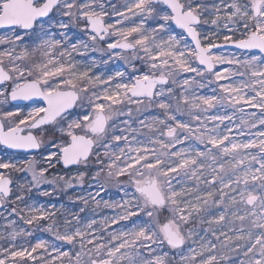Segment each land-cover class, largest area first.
Returning <instances> with one entry per match:
<instances>
[{
	"label": "snow or ice",
	"instance_id": "6c2138e0",
	"mask_svg": "<svg viewBox=\"0 0 264 264\" xmlns=\"http://www.w3.org/2000/svg\"><path fill=\"white\" fill-rule=\"evenodd\" d=\"M212 8L211 25L216 31L205 35L200 29L208 23L204 18L208 6L203 0H125L123 11L113 6L112 13L101 0H0V30L5 33L0 35V45H8L0 50V85L7 86L10 82L11 86L10 93L5 88L0 90V96H10L13 101L40 98L44 102V106L32 108L19 120L14 119L21 115L19 109L0 114V145L24 151L39 149L44 141L33 130L46 133L45 126H51L60 136L58 142L51 141L56 151L49 152L45 158L49 167L53 158L65 167L87 166L93 155L97 163H103L102 157L106 158L107 176H126L134 189L126 193L130 199L120 204L105 201L106 207L122 209V215L112 218L110 223L117 224L140 214L147 217L129 230L109 233L107 243H97L103 237L89 231H95L96 220H91L83 230L77 227L73 231L71 221L66 219L67 230L53 235L69 245L80 244L75 264H81L82 255L89 257L90 264H176V255L180 256V264H220L228 257L219 252L217 243L199 237L193 228L187 227L194 218L204 223L203 217L211 215L209 209L213 205L222 207L223 211L207 220L210 226L233 221H239L242 226L236 229L237 236L225 232L217 235L211 227L205 231H211L221 249L242 250L246 259L241 264H264V131L245 132L258 125L264 127V0H221ZM112 15L118 19L111 21ZM57 16L68 17L74 26L82 25L81 30L88 34L92 44L77 41L68 45L65 32L60 33L63 40L57 39L52 29L69 27ZM133 18L139 22L125 26ZM149 20L153 27H145ZM221 21L228 33L223 35L224 44L240 50L243 59L215 51L223 46L218 43ZM102 42L117 58L126 63L140 61L145 70L127 82L115 80L118 77L123 81L122 71L103 79L91 75L90 69L80 70L73 53ZM129 52L131 59L122 54ZM223 65L229 67L218 69ZM180 73L193 75L179 81ZM170 83L181 89L178 95ZM213 83L218 86V93L215 88L208 95L189 91L193 86L204 88ZM249 91L254 95H249ZM85 98L90 111L72 118L71 110L82 107ZM126 104L135 105L138 114L154 107L161 110L163 118L138 117L140 128L150 133L147 139L135 135L140 128L131 127L129 119L120 121L124 127L116 123L120 116H132L131 108L125 112ZM224 105L234 109L233 115H208L212 109ZM242 105L258 109L260 115L245 114ZM236 112L241 114L237 134L254 138L234 139L231 127L220 131V126L232 121ZM174 113L187 115L190 120L181 121ZM189 139L203 145V149L177 148ZM121 141L124 147H119ZM0 170H4L0 171V205L13 194L12 172L29 173L31 187L53 182L46 181L48 169H38L34 159L19 163L0 161ZM206 171L210 179L205 176ZM84 175L80 172L75 179L82 181ZM177 177L194 179L196 186L186 187ZM217 183L219 189L215 187ZM65 184L70 187L71 180ZM201 184L206 186L203 192ZM18 187L23 190L25 185ZM23 199V195H16V200ZM241 205L245 206L243 215L232 211L229 216L232 208ZM28 208L31 215L21 216L26 224L52 219L55 215L43 207L29 205ZM73 219L79 222L78 216ZM246 221L247 229L243 227ZM100 223L107 228L109 218ZM54 227L55 222L47 230L52 232ZM25 234L31 235L24 229L13 231L11 239L15 241L17 236ZM234 240L245 243L232 248ZM189 242L197 244L198 249ZM12 247L14 250L3 249L0 264H28V261L64 264V258L73 264L70 253L60 251L55 245L51 247L56 257L46 259L39 255V250L47 253L50 247L45 240H38L30 248Z\"/></svg>",
	"mask_w": 264,
	"mask_h": 264
},
{
	"label": "rangeland",
	"instance_id": "374dc122",
	"mask_svg": "<svg viewBox=\"0 0 264 264\" xmlns=\"http://www.w3.org/2000/svg\"><path fill=\"white\" fill-rule=\"evenodd\" d=\"M80 2H84V0H80ZM101 2L104 3L105 9L112 13L113 6L116 7V9L123 11V5L125 3V0H101ZM203 2L208 6V10L204 15V18L208 20L207 24H202L200 26V29L203 34L207 35L210 31H216V28L211 25V20L214 16V9L212 8L213 4H220L221 0H203ZM54 16H56L55 13H53ZM57 19H62L65 23L69 24L68 29H60L59 27H54L52 29V34L57 39H64L60 36L61 32H65L67 35V41L66 43L68 45L77 43V41H83L88 44H92V42L89 40L88 34L83 32L82 25H76L74 26L68 17H62L57 16ZM118 19L115 15L111 16V21H115ZM137 20L136 22H139L138 18H133V21ZM125 22V26H130L133 22ZM146 27H153L154 24L151 20H149L146 25ZM220 32L221 37L218 41L220 44H224L223 41V35L228 34L227 31L223 28V21H221L220 24ZM17 31H23V30H17ZM177 32L180 30L176 29ZM4 30L0 31V35H4ZM238 35V33H237ZM166 38V37H165ZM8 47V45H0V50H3L4 48ZM99 49H105L104 51L96 50ZM107 44L106 43H100L97 46L90 47L88 50H86V53L83 55L82 51L84 50L82 47L80 48L79 52L73 53V58L75 61L79 62L80 70H86L90 69L91 72H94V70H100V71H110L115 68L118 69V71H122L125 73L124 82H127L128 79L133 75H138L140 72L145 70V66L140 61H132L131 63H126L125 60L119 59L114 57L113 52H109L106 50ZM120 51V50H116ZM218 54H223L226 56H232L236 55L239 58L243 59L244 55L241 54V51L239 50H233V49H224V50H216ZM19 53V48L17 49V54ZM82 53V54H81ZM123 55H127L129 59H131V53H122ZM37 58H39V54H37ZM88 60H92V63H88ZM135 65V69H139V72L134 70L132 65ZM222 67H229L228 65L218 66L219 68ZM235 67V66H231ZM99 71V72H100ZM102 72H100L101 74ZM104 73V72H103ZM92 75V74H91ZM102 75H107L102 74ZM193 74L191 73H180L177 76V80L182 81L184 78L190 77ZM95 76V75H93ZM199 79V78H197ZM235 80H239L240 77H235ZM117 82L119 79H115ZM205 84H207V80L204 81ZM226 83V82H225ZM170 87H172L175 91V93L178 95L181 91L180 88H178L176 85L169 84ZM102 88L103 86H99ZM9 93L11 90L10 82L7 86H0V90H5ZM216 89V92H219L218 86L213 83L211 85H208L207 87L200 88L198 86H193V89L189 91H194L197 94H212V90ZM248 91V90H246ZM249 95H254L253 92H248ZM83 106H77L76 109L72 111V118H77V116L86 114L87 111H90L89 108H87V98H85L82 102ZM43 105L36 101L32 102L27 105H13L9 101V96L7 98L5 96H0V114L4 112H15L17 109L21 111V115L18 117H15L14 119L19 120L22 119L24 116L27 115V113L34 107H42ZM241 107L244 108L245 114L256 112L257 115H260V112L258 109L249 108L247 105H242ZM128 108H131L133 110L132 116L129 118L126 115L120 116L116 123L120 125V127H124V125L120 124V121L124 119H129V123L131 127L133 128H140V125L138 124L137 120L138 117L140 119H143L146 115H152V116H160L163 118L162 112L158 108H152L148 110L147 112L143 114H138L135 111V105H125L124 110L127 112ZM234 109L230 106L224 105V106H217V108L212 109L208 115H233ZM177 117V119L181 121H189L190 117L187 115H181L180 113H174ZM240 117L241 114L239 112H236L232 121H225L224 124L220 126V131H225L226 127L233 128L232 138L234 139H244L246 140L250 137L248 135H245L244 137H241L236 132V126L240 123ZM47 132L43 133L40 130L33 131L35 135H37L40 138L46 139L48 136H45L48 132H52L54 135L52 137H49L44 143L42 144L40 150L37 153L33 154H24V153H14L11 151H8L3 146L0 145V161L5 160H11L13 162L19 163L22 160H29L34 159L36 161L37 168H47V172L45 173L46 181H53L52 183H43L38 188L31 187L30 181H31V175L26 172H12V178L14 181L13 184V194L11 197L1 205L0 207V259L4 258L3 249L9 248L10 250L13 249V245H15L16 248H19L21 246L23 247H29L31 245H34L38 240H45L49 243L50 247L47 250V253H44L43 250H39V255H44L46 259H52L57 256V253L53 251L51 245H55L56 248L60 249V251L69 252L71 257L73 258V264H75V255L77 251H80V244L76 243L75 245H69L64 241H59L55 239V236L53 235L54 232L60 231L63 233L66 231L65 227V220L71 221V230H75L77 227L84 229V226L88 224L91 220H96L97 223L94 226L95 231L89 230L90 232H93V235L103 237V240H97V243L103 242L107 243L110 239L109 233L113 231H126L131 229L134 225L141 223L142 221H146L147 217L146 215L140 214L138 216L130 217L127 220H119L117 224H111L110 221L112 218H116L119 215H122V209L120 207H106L105 201L108 202V204H120L126 199H130L129 195H126V193H132L134 189L131 187V185L127 182L128 178L126 180L121 179L120 177H112L109 178L107 176V168L106 164L108 163V160L106 158L102 159L104 160L103 163H97V158L95 155L92 156L89 164L87 166L84 165H78L75 168H72L70 170H64L57 161L56 158H53L51 161L52 166L49 167V163L45 159L49 152L56 151V149L51 147V141L56 140L58 142V138L60 136V133L58 131H54L52 127H47ZM252 132L255 133L257 131H264V127L257 126L255 129H245V132ZM116 134H120L119 131H117ZM127 134V133H126ZM234 134V135H233ZM130 138H131V134ZM135 135L138 136L140 139H147V137L150 135L147 129L140 128L139 133H135ZM45 136V137H44ZM238 137V138H237ZM115 143V142H113ZM199 147L201 150L203 149V145H199L197 141L193 139H189L188 141H185L183 145H177V148L180 147ZM119 147H124V142H119ZM113 150L118 151V148H114ZM102 151V150H101ZM255 151V150H253ZM215 167V165H213ZM258 167V165H256ZM103 169V171H101ZM4 171V170H0ZM80 172H84L85 175L83 177L82 181H77L75 178L79 175ZM99 172V176L96 177V173ZM205 176L207 178H211L209 173L206 171ZM59 177H64V180L58 179ZM94 177H96L94 179ZM177 180H182L183 184L186 187H195L196 181L188 180L187 177H177ZM71 180V186H66L65 182ZM175 183V181H174ZM24 184L25 188L23 190L19 189V185ZM179 187V185H177ZM201 191L206 189V186L201 184L200 186ZM217 189H219L220 185L217 183L215 185ZM259 191V189H257ZM44 192L49 193V195H43ZM16 195H23L24 199L22 201L16 200ZM93 197L95 199H93ZM218 199V196H217ZM87 201V203H85ZM99 202V203H97ZM33 205L35 207H43L48 211H52L55 213L52 219H45L41 220L39 222H34L33 224H26L24 223V220L21 219V216H30L31 213L29 211L28 206ZM244 207L243 205L234 207L230 210L229 216H231L232 211L238 212V214L243 215L244 214ZM13 208L16 209V212H13ZM23 209V211H21ZM83 209V211H81ZM132 211H135V208L130 209ZM211 215H204V223H200L199 219L194 218L193 222L189 224L187 227L193 228L195 232L198 234L199 237H207L208 239L212 240L214 243H217L218 250L221 254L226 255L228 259L220 261V264H241V261L245 260L246 258L243 256L242 250H237L236 252L230 251L227 247L221 249L219 243L216 241L215 237L212 235L211 231H205V229H209L210 227L212 229H215L216 234L219 235L220 232H225L230 236H237L239 233L236 231L237 228H240L242 225L239 221H233L232 223L222 222L220 225H209L207 223V220L212 219L213 216H218L220 212L223 211L222 207H216L213 205L209 209ZM74 216L79 217V222L77 220L73 219ZM109 218V226L105 228L103 225H101V221L105 218ZM55 222L56 227L53 228L52 232H49L47 229L50 225ZM245 229L248 227V222L246 221L243 225ZM232 229V231H229V229ZM20 229H24L25 233H31V235H19L17 236L16 240L13 241L11 239V233L13 231L19 232ZM92 238V237H89ZM196 237H194L195 239ZM221 240L224 239V237L220 238ZM192 247H196L198 249V245L192 242H189ZM243 244L244 241H233L231 247L235 248L237 244ZM92 245H87V248H91ZM86 251V249H85ZM185 254L187 253V248L184 250ZM81 264H90L89 257L87 255L81 256ZM176 264H180V256L176 255L174 257ZM28 264H34L33 261H28ZM53 264H59V261H54ZM64 264H68V258H64Z\"/></svg>",
	"mask_w": 264,
	"mask_h": 264
},
{
	"label": "water",
	"instance_id": "95a60500",
	"mask_svg": "<svg viewBox=\"0 0 264 264\" xmlns=\"http://www.w3.org/2000/svg\"><path fill=\"white\" fill-rule=\"evenodd\" d=\"M221 45H223V46L221 48H219V49H216V50H224V49H234V50H238V49H235L234 46H232L231 44H221ZM0 86H2V85H0ZM9 101L12 104H14V105H25V104L31 103L33 101H40V102L44 103L43 100L40 99V98H33L32 100H28V101H24V100H16V101H13V100H11L10 96H9ZM3 147H5V146H3ZM6 149L9 150V151H12V152H19V153H25V154L37 153L40 150V148L39 149H34V150H28V151L18 150V149H8V148H6ZM59 164L65 170H68V169H71L73 167L78 166V165H72V166L65 167L62 162H59ZM0 207H1V205H0Z\"/></svg>",
	"mask_w": 264,
	"mask_h": 264
},
{
	"label": "flooded vegetation",
	"instance_id": "af4514ba",
	"mask_svg": "<svg viewBox=\"0 0 264 264\" xmlns=\"http://www.w3.org/2000/svg\"><path fill=\"white\" fill-rule=\"evenodd\" d=\"M136 21H137V20H135V21H133V22L138 23V22H136ZM145 27H146V26H145ZM88 63H89V61H88ZM99 71H100V70H94V72H91V74H92V75H95V76H100V77H102L103 79H107V76H106V75H102V74H100ZM102 71H103V70H102ZM110 71H111V70H110ZM115 79H117V78H115ZM118 82H119V81H118ZM41 104L44 106V103H41ZM74 109H76V107H75ZM74 109H73V110H74ZM73 110H72V111H73ZM47 127H50V126H45V128H47ZM33 131H36V132H37L38 130H35V129H34ZM48 135H49V137H52L54 134H53L52 132H48L45 136H48ZM45 136H44V137H45ZM49 137H47L46 139L43 138V141H46ZM126 179H127V178H126ZM126 179H125V180H126Z\"/></svg>",
	"mask_w": 264,
	"mask_h": 264
},
{
	"label": "bare ground",
	"instance_id": "6f19581e",
	"mask_svg": "<svg viewBox=\"0 0 264 264\" xmlns=\"http://www.w3.org/2000/svg\"><path fill=\"white\" fill-rule=\"evenodd\" d=\"M82 53H83V55H84V54L86 53V50H83ZM114 57L116 58V55H114ZM88 61H89L90 63H92V62H91L92 60H88ZM117 71H118V69L115 68V69H113V70H111V71H100V72H102L101 74H105V73H106V74H107V75H106L107 77L110 76V75L113 76V77H115V73H116ZM100 72H99V73H100ZM103 72H104V73H103ZM117 79H119V82H124V79H123V81H121L120 78H118V77H117ZM233 132H234V131H233ZM236 132H237V131H236ZM233 135H234V134H233ZM243 137H244V136H243ZM237 138H238V137H237ZM246 139H247V138H246Z\"/></svg>",
	"mask_w": 264,
	"mask_h": 264
},
{
	"label": "trees",
	"instance_id": "16d2710c",
	"mask_svg": "<svg viewBox=\"0 0 264 264\" xmlns=\"http://www.w3.org/2000/svg\"><path fill=\"white\" fill-rule=\"evenodd\" d=\"M120 178L125 180L127 177L125 176V177H120Z\"/></svg>",
	"mask_w": 264,
	"mask_h": 264
}]
</instances>
